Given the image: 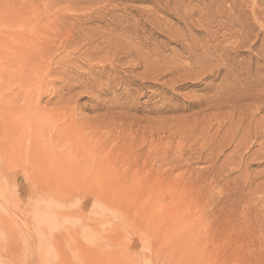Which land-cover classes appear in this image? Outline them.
<instances>
[{"label":"rangeland","instance_id":"rangeland-1","mask_svg":"<svg viewBox=\"0 0 264 264\" xmlns=\"http://www.w3.org/2000/svg\"><path fill=\"white\" fill-rule=\"evenodd\" d=\"M0 264H264V0H0Z\"/></svg>","mask_w":264,"mask_h":264}]
</instances>
